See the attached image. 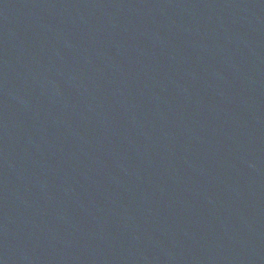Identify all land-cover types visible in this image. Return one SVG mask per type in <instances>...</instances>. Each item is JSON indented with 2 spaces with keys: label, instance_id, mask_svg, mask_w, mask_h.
Segmentation results:
<instances>
[{
  "label": "water",
  "instance_id": "95a60500",
  "mask_svg": "<svg viewBox=\"0 0 264 264\" xmlns=\"http://www.w3.org/2000/svg\"><path fill=\"white\" fill-rule=\"evenodd\" d=\"M153 264H264V0H200Z\"/></svg>",
  "mask_w": 264,
  "mask_h": 264
}]
</instances>
